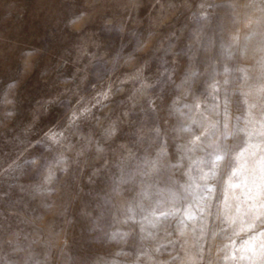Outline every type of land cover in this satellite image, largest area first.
<instances>
[{
	"label": "clouds",
	"instance_id": "clouds-1",
	"mask_svg": "<svg viewBox=\"0 0 264 264\" xmlns=\"http://www.w3.org/2000/svg\"><path fill=\"white\" fill-rule=\"evenodd\" d=\"M0 264H264V0H0Z\"/></svg>",
	"mask_w": 264,
	"mask_h": 264
}]
</instances>
